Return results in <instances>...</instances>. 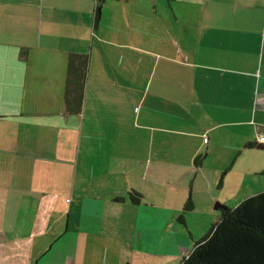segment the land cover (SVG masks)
Returning a JSON list of instances; mask_svg holds the SVG:
<instances>
[{"label":"crops","instance_id":"1","mask_svg":"<svg viewBox=\"0 0 264 264\" xmlns=\"http://www.w3.org/2000/svg\"><path fill=\"white\" fill-rule=\"evenodd\" d=\"M97 3L0 0V264H176L193 213L264 190V0Z\"/></svg>","mask_w":264,"mask_h":264},{"label":"trees","instance_id":"2","mask_svg":"<svg viewBox=\"0 0 264 264\" xmlns=\"http://www.w3.org/2000/svg\"><path fill=\"white\" fill-rule=\"evenodd\" d=\"M103 1L98 0L97 3L98 18ZM86 60L88 62L87 57L84 62ZM70 64L74 69V55L70 56ZM79 68L80 71L75 74L77 77L70 76L67 81L66 98H74V106H77V102L81 104L84 99L85 77L83 68ZM72 71L70 74H73ZM256 143L249 142L246 147H253ZM130 195L135 203L141 199V194L135 190ZM193 207L189 199L183 210L190 211ZM219 210L218 220L205 235L195 241L192 250L180 256L176 264H264V190L247 196L235 207L226 205L225 209ZM183 217L181 214V221Z\"/></svg>","mask_w":264,"mask_h":264},{"label":"rangeland","instance_id":"3","mask_svg":"<svg viewBox=\"0 0 264 264\" xmlns=\"http://www.w3.org/2000/svg\"><path fill=\"white\" fill-rule=\"evenodd\" d=\"M52 68H54L53 66H51V68L50 69H52ZM56 70L55 69H53V73H52V75H51V77H50V80H51V82H52V84H53V86H56V85H60V84H62L63 83V80H62V76H60V75H57L56 74V72H55ZM139 93L136 95V97L138 98L139 97ZM146 106H149V104H147ZM134 111H135V108H134ZM260 117H261V115H259ZM262 121H263V124H264V115L262 116ZM133 126V124H132V121L130 120V122H127V126ZM134 127H132L131 129H133ZM264 128V127H263ZM262 128V129H263ZM125 140V139H124ZM126 142V141H125ZM138 141H131V140H129V142H127V144H131L130 146H128L127 144H124V149H126L125 151H135L136 149H137V145H136V143H137ZM134 143V144H133ZM183 144L181 143V141L180 142H178V147H180V146H182ZM180 148H183V146L182 147H180ZM257 152L258 153H261V154H263V156H264V149H258L257 150ZM228 154H229V151H225V150H222V151H220L217 155H215V157H213V155H211L210 156V158L207 160V164H209V167H208V169H207V171L208 172H212V170L211 169H209V168H213V167H223V168H228L229 167V156H228ZM137 157H139V155L137 154V155H135V157L134 158H137ZM124 158H126V157H124ZM244 158V157H243ZM243 158L237 163V168H240V165H241V163L243 162ZM164 166L165 167H168V163L166 162V164H164ZM168 169V168H167ZM164 170H165V168H161V172H160V174H158V177H157V179H163L164 178V176H165V173H164ZM156 177V176H155ZM230 178L231 177H229L228 179H229V185H228V187L230 186V182H231V180H230ZM253 180V179H252ZM260 180H262V179H260ZM258 182L259 181H257V189H259L260 188V186L258 185ZM133 183H135L137 186H139L140 187V184H141V186H142V180L141 179H134V181H133ZM236 188L237 187H234L233 189H231V190H227V191H225L224 193L225 194H229V195H231V194H233L232 195V197H234L235 195V190H236ZM250 189V188H249ZM250 191V190H249ZM157 193L159 194L160 192L157 190ZM239 193L240 194H242V191L241 190H239ZM239 194V195H240ZM242 200H240V201H235V202H233L232 203V205H227V204H225V205H227V206H231V207H235V206H237L240 202H241ZM158 204H164L165 203V198L164 197H162V195H161V197H159V200H158V202H157ZM198 205V209L199 210H202V211H204L205 212V210L202 208V206H203V204L202 203H200V204H197ZM216 204H213V206H212V209H213V211H216L217 213H219L220 212V210L219 209H217L216 207ZM206 213V212H205ZM208 214H210V211L208 212ZM198 217H199V215L197 214V213H193L192 214V216L190 217V225H191V227L193 226L195 229V237H196V240L197 239H199L200 237H202L203 235H205L207 232H208V230L211 228V226H212V224L217 220V216H215V215H205L204 216V218H206L205 220H203V221H201V220H199L198 219ZM177 221V223L178 224H180V225H182V226H184L185 227V223H183L180 219H177L176 220ZM198 226H200L199 227V229H201V231H199V233H197L196 234V232H197V229H198ZM195 241V240H194ZM145 254L144 253H138L137 255H136V259H135V264H136V262H137V264H139V263H142V262H144V261H147L148 260V257H146V256H144ZM127 256H130V257H132V254L131 253H124V260H126V258H127ZM142 264H144V263H142Z\"/></svg>","mask_w":264,"mask_h":264},{"label":"water","instance_id":"4","mask_svg":"<svg viewBox=\"0 0 264 264\" xmlns=\"http://www.w3.org/2000/svg\"><path fill=\"white\" fill-rule=\"evenodd\" d=\"M258 147L264 149V145L263 144L258 145ZM215 207L217 209H225L226 208V205L219 202L218 204H216Z\"/></svg>","mask_w":264,"mask_h":264},{"label":"built area","instance_id":"5","mask_svg":"<svg viewBox=\"0 0 264 264\" xmlns=\"http://www.w3.org/2000/svg\"><path fill=\"white\" fill-rule=\"evenodd\" d=\"M207 141H208V137L206 136L205 137V142H207ZM259 141L264 142V136L263 137H260L259 138Z\"/></svg>","mask_w":264,"mask_h":264},{"label":"clouds","instance_id":"6","mask_svg":"<svg viewBox=\"0 0 264 264\" xmlns=\"http://www.w3.org/2000/svg\"><path fill=\"white\" fill-rule=\"evenodd\" d=\"M264 143V142H263Z\"/></svg>","mask_w":264,"mask_h":264}]
</instances>
